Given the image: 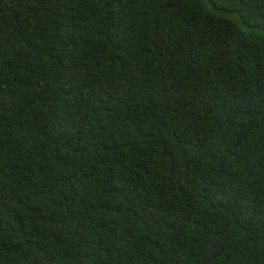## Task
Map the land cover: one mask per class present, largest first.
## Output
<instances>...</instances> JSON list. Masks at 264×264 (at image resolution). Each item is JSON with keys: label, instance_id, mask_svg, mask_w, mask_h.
<instances>
[{"label": "trees", "instance_id": "obj_1", "mask_svg": "<svg viewBox=\"0 0 264 264\" xmlns=\"http://www.w3.org/2000/svg\"><path fill=\"white\" fill-rule=\"evenodd\" d=\"M0 264H264V0H0Z\"/></svg>", "mask_w": 264, "mask_h": 264}]
</instances>
